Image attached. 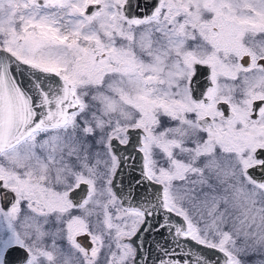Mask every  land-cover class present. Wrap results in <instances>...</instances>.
<instances>
[{
    "label": "snow or ice",
    "instance_id": "1",
    "mask_svg": "<svg viewBox=\"0 0 264 264\" xmlns=\"http://www.w3.org/2000/svg\"><path fill=\"white\" fill-rule=\"evenodd\" d=\"M0 264H264V0H0Z\"/></svg>",
    "mask_w": 264,
    "mask_h": 264
}]
</instances>
